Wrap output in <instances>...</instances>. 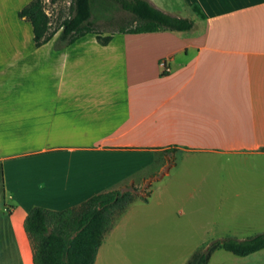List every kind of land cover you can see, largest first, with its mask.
I'll use <instances>...</instances> for the list:
<instances>
[{
	"label": "crops",
	"instance_id": "obj_1",
	"mask_svg": "<svg viewBox=\"0 0 264 264\" xmlns=\"http://www.w3.org/2000/svg\"><path fill=\"white\" fill-rule=\"evenodd\" d=\"M28 1L11 6L12 20L0 13V264H34L31 207L77 205L156 153L202 166L264 157V0H159L192 14V27L109 33L105 44L93 33L69 44L53 36L56 50L20 67L41 55L16 49ZM142 154L135 168H115Z\"/></svg>",
	"mask_w": 264,
	"mask_h": 264
},
{
	"label": "rangeland",
	"instance_id": "obj_2",
	"mask_svg": "<svg viewBox=\"0 0 264 264\" xmlns=\"http://www.w3.org/2000/svg\"><path fill=\"white\" fill-rule=\"evenodd\" d=\"M12 1L2 0L4 5L0 2V13L3 15L4 10L8 19L12 17L11 6L23 2ZM42 1L50 20L49 32L57 36L60 44L64 43L59 38L61 23L71 16L73 0ZM155 3L156 7L172 12L159 0ZM180 14L193 20L187 11ZM91 20L94 29L102 35L135 25L133 17L111 0H94ZM20 23L16 48L19 55L22 52L41 55L21 59L18 66L41 60L44 52L56 50L53 42L45 43L41 49L33 48L30 23L25 20ZM3 25L6 30L7 25ZM88 36L94 37L91 33ZM155 155L153 161L118 184L136 183L139 191H148L147 200L138 196L114 220L103 237L94 264H184L198 247L215 239H244L264 232V157L226 155L202 166L187 162V157L182 161V154L172 149ZM140 156L119 161L115 168L121 172L133 169L145 160L146 155ZM8 194L7 191L5 202L12 203L14 200ZM42 198L51 200L50 196ZM0 199L3 201V197ZM207 264H264V248L246 256L216 249Z\"/></svg>",
	"mask_w": 264,
	"mask_h": 264
},
{
	"label": "trees",
	"instance_id": "obj_3",
	"mask_svg": "<svg viewBox=\"0 0 264 264\" xmlns=\"http://www.w3.org/2000/svg\"><path fill=\"white\" fill-rule=\"evenodd\" d=\"M127 11L135 22L120 33L156 31H187L193 21L164 11L149 0H111ZM94 0H73L72 14L61 23L59 38L66 44L88 34H95L105 44L110 35L94 29L91 16ZM200 16V10L193 6ZM17 17L28 21L32 28L34 46L39 47L53 36L50 20L42 0H31L17 11ZM164 74V72L162 73ZM148 184V183H147ZM150 185V184H149ZM148 191H139L134 182L94 194L77 205L60 210L33 206L24 218V229L32 241L34 264H94L106 232L114 220L140 196L147 200ZM264 248V232L244 239L223 237L198 247L185 264H207L216 249L237 256H246Z\"/></svg>",
	"mask_w": 264,
	"mask_h": 264
}]
</instances>
